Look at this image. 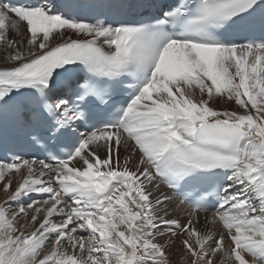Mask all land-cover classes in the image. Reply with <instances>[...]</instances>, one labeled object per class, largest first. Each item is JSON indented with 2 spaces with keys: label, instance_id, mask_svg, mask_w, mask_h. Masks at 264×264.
Returning a JSON list of instances; mask_svg holds the SVG:
<instances>
[{
  "label": "snow or ice",
  "instance_id": "1",
  "mask_svg": "<svg viewBox=\"0 0 264 264\" xmlns=\"http://www.w3.org/2000/svg\"><path fill=\"white\" fill-rule=\"evenodd\" d=\"M0 49V264H264V0H0Z\"/></svg>",
  "mask_w": 264,
  "mask_h": 264
},
{
  "label": "bare ground",
  "instance_id": "2",
  "mask_svg": "<svg viewBox=\"0 0 264 264\" xmlns=\"http://www.w3.org/2000/svg\"><path fill=\"white\" fill-rule=\"evenodd\" d=\"M2 51H3V49H0V52H2ZM2 63H3V59L0 58V64H2ZM221 107H231V106L230 105H221ZM13 187H15V183L13 184ZM3 199H4V194L2 191H0V201H3ZM201 223L203 224L204 221L202 220ZM178 248H179V241H177V244L172 249V251L174 253L173 259H176V260H178V258H179V253L177 252Z\"/></svg>",
  "mask_w": 264,
  "mask_h": 264
}]
</instances>
